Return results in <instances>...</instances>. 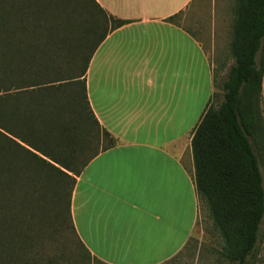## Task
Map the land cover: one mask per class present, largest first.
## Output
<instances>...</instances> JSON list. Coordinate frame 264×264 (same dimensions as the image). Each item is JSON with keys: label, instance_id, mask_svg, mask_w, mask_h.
Masks as SVG:
<instances>
[{"label": "trees", "instance_id": "16d2710c", "mask_svg": "<svg viewBox=\"0 0 264 264\" xmlns=\"http://www.w3.org/2000/svg\"><path fill=\"white\" fill-rule=\"evenodd\" d=\"M125 22L96 0H0V264H16L19 247L56 218L80 250L50 264H105L80 241L70 201L108 136L87 99L86 68L107 31ZM229 53L219 86L214 75L222 99L214 105L212 93L191 133L194 188L223 258L251 264L264 219L256 153H264V0H234ZM34 219L32 232L21 230ZM45 238L55 240L51 231Z\"/></svg>", "mask_w": 264, "mask_h": 264}, {"label": "crops", "instance_id": "0c3cea01", "mask_svg": "<svg viewBox=\"0 0 264 264\" xmlns=\"http://www.w3.org/2000/svg\"><path fill=\"white\" fill-rule=\"evenodd\" d=\"M96 2L126 22L107 31L86 68L87 99L108 136L76 176L71 219L105 264H165L180 255L198 218L190 137L215 91L224 3ZM178 17L201 21L198 33Z\"/></svg>", "mask_w": 264, "mask_h": 264}, {"label": "rangeland", "instance_id": "374dc122", "mask_svg": "<svg viewBox=\"0 0 264 264\" xmlns=\"http://www.w3.org/2000/svg\"><path fill=\"white\" fill-rule=\"evenodd\" d=\"M222 1L224 3L222 5V9L225 12L226 19L224 21L225 29L221 45L219 48L217 46V50L221 49V51L218 55L217 52L212 54V61L214 62L213 74H216V82L218 86L221 84L224 76L222 75V72H224L225 74L229 64L232 61L231 55L229 53V30L231 21L233 20L234 0ZM207 7L209 8V17L211 20V5L209 4ZM177 20L182 23L185 28H190L195 31L197 30V25L201 22L197 20L190 21L188 18L182 17H178ZM205 42V48L211 50V45L209 44L210 38ZM223 62L224 69L222 71L220 70L221 65H219V63ZM218 86L215 87V91L218 93L216 98H214V105H217L218 102L222 99V92ZM262 107L264 110V94L262 99ZM256 153L260 164L264 186V153L263 155H260V152H258V150H256ZM59 222L60 220L56 218L54 219L53 224L49 223V226H44V228H41L43 231V237L36 238V241L33 240L29 244L28 240L26 239V244H24V246H20L17 250L18 254L21 255L19 256V258H22L20 260H18L19 258L16 259V264H23L24 262L25 264H33V262H35V264H50V258L53 259L54 256H58L60 251H64L67 256L71 257L73 252L80 250L79 248H77L73 236L69 234L68 225L66 224V222L64 225L60 222L63 225L60 231L58 229ZM31 223L32 225H29L27 223L22 225L21 230L25 232H32L34 226L38 223V221H35L34 219ZM50 231L53 232L55 236L54 241L45 238V233ZM222 245L223 244L221 237L219 236L216 228L213 226L207 209L199 202L198 218L192 234L188 239L184 249L179 256L165 264H231L221 255ZM94 264L98 263L94 262ZM251 264H264V219L260 225L259 239L256 243V257Z\"/></svg>", "mask_w": 264, "mask_h": 264}]
</instances>
